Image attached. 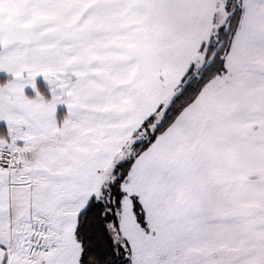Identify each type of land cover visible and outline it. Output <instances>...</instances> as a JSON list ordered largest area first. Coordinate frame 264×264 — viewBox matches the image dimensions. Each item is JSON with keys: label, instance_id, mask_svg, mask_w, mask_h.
<instances>
[{"label": "snow or ice", "instance_id": "obj_1", "mask_svg": "<svg viewBox=\"0 0 264 264\" xmlns=\"http://www.w3.org/2000/svg\"><path fill=\"white\" fill-rule=\"evenodd\" d=\"M0 264H264V0H0Z\"/></svg>", "mask_w": 264, "mask_h": 264}]
</instances>
